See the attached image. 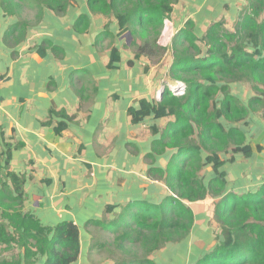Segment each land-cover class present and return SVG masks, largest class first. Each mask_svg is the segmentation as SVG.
I'll return each instance as SVG.
<instances>
[{"label": "crops", "instance_id": "0c3cea01", "mask_svg": "<svg viewBox=\"0 0 264 264\" xmlns=\"http://www.w3.org/2000/svg\"><path fill=\"white\" fill-rule=\"evenodd\" d=\"M87 2L73 0L66 13L58 16L45 8L8 14L0 0V222L7 223L1 213L17 198L6 177L13 173L23 180L22 214L33 216L43 227L67 221L78 228L79 254L73 264H114L96 251L100 237L96 223L115 220L129 204L158 205L168 197L169 189L148 176V170H165L176 153L166 149L151 155L152 143L174 117L150 115L133 124L128 108L137 109L142 99L161 100L155 95L162 81L170 80L171 41L187 21L194 23L198 38L216 23L234 33L250 10V0H178L158 39V45L166 49L158 61L134 60L129 47L132 39L129 43L124 39L131 32L120 35L116 18L90 12ZM80 15L89 20L84 33L74 29ZM259 21H264V12ZM97 38L103 40L96 44ZM46 41L56 50L44 45ZM112 48L120 61L109 68ZM79 71L86 73L73 76ZM229 91L243 105L255 97L248 82L231 83ZM222 99L218 93L217 108ZM218 122L226 130L238 127L252 151L248 158L231 149L219 154L225 163L220 168L225 173V193L257 192L264 187L263 112H250L239 123L224 118ZM61 123L64 127L57 132ZM200 177L207 185L215 177L212 166H203ZM217 199L207 196L189 203L194 215L190 234L182 243L154 252L150 259L156 264H195L210 253L220 237L214 220ZM8 232L13 229L9 227ZM22 255L16 247H0V258ZM45 260L38 255L34 264Z\"/></svg>", "mask_w": 264, "mask_h": 264}, {"label": "trees", "instance_id": "16d2710c", "mask_svg": "<svg viewBox=\"0 0 264 264\" xmlns=\"http://www.w3.org/2000/svg\"><path fill=\"white\" fill-rule=\"evenodd\" d=\"M73 0H2L8 14H24L28 9L45 8L54 14L64 15ZM178 0H88L90 12L112 15L116 18L120 35L131 32L129 47L134 60L145 57L160 60L166 52L158 45V39L173 6ZM264 12V0H250V10L239 20L234 33L227 32L222 23L213 24L204 37L194 34V23L187 21L172 38L173 61L169 79L186 84L187 92L176 98L165 91L159 102L139 101V107L128 108L133 124L145 117H174L152 143L151 155H161L166 149L176 150L165 170H148V176L161 180L170 191L160 204L135 202L129 204L111 222H97L101 238L113 237L114 244H105L98 239L95 248L104 252L114 264H156L151 254L167 245L182 243L194 222L189 203L202 201L207 196L218 198L214 204V220L219 226V243L195 264H264V187L255 193L242 196L225 193V173L220 171L224 162L219 154L242 153L251 156V147L246 145L245 135L238 128L226 130L218 120L231 123L246 120L250 112H263L264 116V21H259ZM89 20L80 15L74 29L84 33ZM14 30L11 31L12 34ZM107 35V33H106ZM103 38V36H102ZM101 40L97 38L96 44ZM44 45L56 50L49 41ZM205 48V51L203 50ZM109 68L120 61L115 48L110 51ZM133 61L128 62L132 65ZM85 71L75 72L79 78ZM250 83L255 97L247 105L230 95L229 84ZM223 83V85H218ZM223 95L219 107L215 97ZM212 107L211 111L210 108ZM59 124L57 132L63 129ZM153 133H158L156 128ZM202 152L206 153L205 159ZM151 158V156H150ZM233 162V158L229 163ZM211 165L215 177L204 185L200 172ZM17 198L14 205L1 213L0 247L9 250L12 246L23 252L22 257L6 260L0 264H34L37 256H45L44 264H73L79 254L78 228L72 222H61L54 228L43 227L29 214H22L23 180L7 173ZM225 193V194H224ZM111 207L107 211H111ZM9 227L13 229L8 232Z\"/></svg>", "mask_w": 264, "mask_h": 264}, {"label": "built area", "instance_id": "2783aa9c", "mask_svg": "<svg viewBox=\"0 0 264 264\" xmlns=\"http://www.w3.org/2000/svg\"><path fill=\"white\" fill-rule=\"evenodd\" d=\"M166 20L164 21V25L166 24ZM167 91L172 96L177 98H182L186 95L187 87L186 84L179 80H164L160 84V87L156 91V99L160 100L162 97V94Z\"/></svg>", "mask_w": 264, "mask_h": 264}, {"label": "rangeland", "instance_id": "374dc122", "mask_svg": "<svg viewBox=\"0 0 264 264\" xmlns=\"http://www.w3.org/2000/svg\"><path fill=\"white\" fill-rule=\"evenodd\" d=\"M164 38L166 39V38H168V36H164ZM101 236H102V233H100V237H99V239H100V241H105V244H106V246H107V244H114V240H113V237L111 236V237H106L105 238V240H103L102 238H101ZM102 255H105V253L104 252H102L101 253ZM104 257H106V255L104 256Z\"/></svg>", "mask_w": 264, "mask_h": 264}, {"label": "water", "instance_id": "95a60500", "mask_svg": "<svg viewBox=\"0 0 264 264\" xmlns=\"http://www.w3.org/2000/svg\"><path fill=\"white\" fill-rule=\"evenodd\" d=\"M124 39L126 40L127 43H129L132 39L130 33H127L126 35H124Z\"/></svg>", "mask_w": 264, "mask_h": 264}]
</instances>
